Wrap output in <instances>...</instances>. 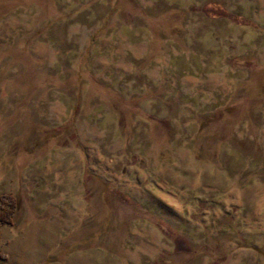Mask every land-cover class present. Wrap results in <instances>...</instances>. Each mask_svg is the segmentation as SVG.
<instances>
[{"label":"rangeland","instance_id":"1","mask_svg":"<svg viewBox=\"0 0 264 264\" xmlns=\"http://www.w3.org/2000/svg\"><path fill=\"white\" fill-rule=\"evenodd\" d=\"M0 264H264V0H0Z\"/></svg>","mask_w":264,"mask_h":264}]
</instances>
